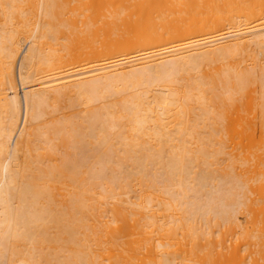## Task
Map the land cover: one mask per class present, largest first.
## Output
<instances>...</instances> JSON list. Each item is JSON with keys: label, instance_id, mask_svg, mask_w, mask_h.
Listing matches in <instances>:
<instances>
[{"label": "bare ground", "instance_id": "bare-ground-1", "mask_svg": "<svg viewBox=\"0 0 264 264\" xmlns=\"http://www.w3.org/2000/svg\"><path fill=\"white\" fill-rule=\"evenodd\" d=\"M0 264H264V0H0Z\"/></svg>", "mask_w": 264, "mask_h": 264}, {"label": "rangeland", "instance_id": "rangeland-1", "mask_svg": "<svg viewBox=\"0 0 264 264\" xmlns=\"http://www.w3.org/2000/svg\"><path fill=\"white\" fill-rule=\"evenodd\" d=\"M88 13V12H87ZM241 220L245 223V219L241 217Z\"/></svg>", "mask_w": 264, "mask_h": 264}]
</instances>
